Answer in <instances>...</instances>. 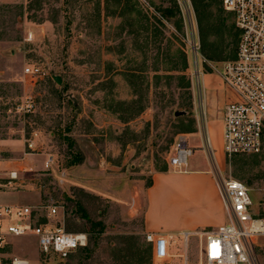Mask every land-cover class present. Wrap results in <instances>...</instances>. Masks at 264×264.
<instances>
[{"label":"rangeland","instance_id":"rangeland-1","mask_svg":"<svg viewBox=\"0 0 264 264\" xmlns=\"http://www.w3.org/2000/svg\"><path fill=\"white\" fill-rule=\"evenodd\" d=\"M178 1L183 3L0 0V135L21 138L33 156L17 165V178L2 187L14 205L33 209L36 222L86 235L85 249L72 264H153L138 202L143 201L145 212L157 211L145 190L155 175L171 170L167 161L175 139L193 126L194 92L199 99L193 85V30L204 74L216 75L225 61L205 58L201 27L208 22L216 28L224 20L221 35L207 30L205 39L217 47L220 59L237 43L232 17L218 0H189L190 22L183 20ZM195 3L208 5L202 25ZM182 54L187 67L177 72ZM27 64L41 66L50 76L33 89L24 85ZM187 81L188 89L183 87ZM28 95L35 97L36 110L22 115L15 108ZM32 131L37 132L34 152L25 143ZM37 155L44 158L30 161ZM47 156L53 158L49 170L43 168ZM223 176L246 184L250 212L264 219V143L256 155L226 159ZM172 178L159 190L169 188L177 177ZM49 207L56 209L52 217ZM258 244L264 258V239ZM197 251L198 240L192 237V264ZM9 253L41 261L32 238H13Z\"/></svg>","mask_w":264,"mask_h":264},{"label":"built area","instance_id":"built-area-1","mask_svg":"<svg viewBox=\"0 0 264 264\" xmlns=\"http://www.w3.org/2000/svg\"><path fill=\"white\" fill-rule=\"evenodd\" d=\"M224 12L232 17L237 34L235 57L221 63L220 74L228 92V102L222 108V144L227 160L235 156L258 154L264 143V0H218ZM183 20L193 18L189 0L178 1ZM192 30H193V25ZM29 34L27 39L31 40ZM192 48L195 55L194 79L203 76L197 60L199 40L193 30ZM203 62H201L202 64ZM24 85L32 89L50 75L41 66L27 64L23 68ZM16 112L32 114L36 110L35 97L28 95L15 108ZM36 131L25 140L28 150H36ZM207 149L209 150L208 142ZM192 150L184 134L177 135L168 166L182 172ZM53 158L47 156L43 168L49 170ZM17 172L9 173L15 180ZM219 198L223 204L226 222L212 230L200 232H146L144 242L150 247L153 264H192L188 244L192 237L198 240L196 264H264L259 244L264 239V219L250 212L252 205L249 188L231 176L215 178ZM48 217L56 214L49 207ZM33 209L24 205H0V264H72L77 253L86 246L82 232H71L50 222H36ZM13 238H32L36 242L41 261L32 263L9 253ZM180 247V251H179Z\"/></svg>","mask_w":264,"mask_h":264},{"label":"crops","instance_id":"crops-1","mask_svg":"<svg viewBox=\"0 0 264 264\" xmlns=\"http://www.w3.org/2000/svg\"><path fill=\"white\" fill-rule=\"evenodd\" d=\"M214 74H203L199 82L193 81L199 99L194 92L191 116L193 126L182 132L192 149L184 170H170L153 177L145 194L157 211H153L151 207L150 212H145L143 201L138 202L145 233L200 232L215 229L226 222L215 178L217 175H224L226 165L222 144V113H219V108H223L228 102L229 95L223 85L220 70ZM1 75L2 73L0 79ZM27 157L33 156L25 152L21 138L9 134L5 137L0 135V205H14L12 196L2 186L9 180V173L27 160ZM37 158L44 156L37 155L36 158L29 159L37 164ZM172 177L177 178L171 182L170 187L159 190L160 184L174 179Z\"/></svg>","mask_w":264,"mask_h":264},{"label":"trees","instance_id":"trees-1","mask_svg":"<svg viewBox=\"0 0 264 264\" xmlns=\"http://www.w3.org/2000/svg\"><path fill=\"white\" fill-rule=\"evenodd\" d=\"M200 5L196 4L195 3V9L197 11V15H198V23L199 25H202V21L205 20V17L208 16L207 15V7L208 5H203L201 8H199ZM207 21H208V18H207ZM207 26H205V28L201 27L202 31H201V37H202V53L203 55L205 56L206 59L208 60H223V61H227V60H231L235 57V49H232V50H229L228 53H226V55L224 57H222L221 59L217 57V47H215L214 45H210L208 46L205 42V39H206V35H207V30L209 31H213L215 34L216 33H219V35H221V30L224 27L225 25V22L224 20H220L219 23H218V26L215 28V25H212L210 23L207 22L206 24ZM234 38L235 40L237 41V34L236 32L234 33ZM235 42V41H234ZM235 46V45H234ZM182 60H183V64H182V67L180 68V70H177V69H174L176 70L177 72H182L186 69V59H185V56L182 54ZM131 77H134V74L131 73ZM182 80H184L183 76L181 77ZM184 88H189L190 85H189V82H185L184 83ZM120 105H124V103H121ZM143 110V107H140L138 108V111H142ZM80 160H76V164L79 163ZM163 172H165V169L161 170ZM150 186V185H149ZM85 248H82L79 252H81L82 250H84ZM78 252V253H79ZM77 253V254H78ZM148 255L150 257V247H149V250H148ZM77 256V255H76Z\"/></svg>","mask_w":264,"mask_h":264},{"label":"water","instance_id":"water-1","mask_svg":"<svg viewBox=\"0 0 264 264\" xmlns=\"http://www.w3.org/2000/svg\"><path fill=\"white\" fill-rule=\"evenodd\" d=\"M53 80H54V82H56L57 84H60L61 83V80H60V78L59 77H54L53 78ZM77 111H79V110H77ZM183 113L182 112H176L175 113V116H180V115H182Z\"/></svg>","mask_w":264,"mask_h":264}]
</instances>
